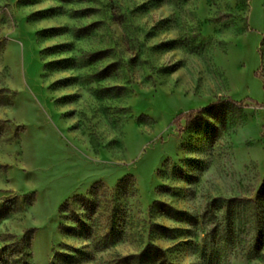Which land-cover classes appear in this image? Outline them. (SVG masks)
<instances>
[{"label": "rangeland", "instance_id": "374dc122", "mask_svg": "<svg viewBox=\"0 0 264 264\" xmlns=\"http://www.w3.org/2000/svg\"><path fill=\"white\" fill-rule=\"evenodd\" d=\"M0 264H264V0H0Z\"/></svg>", "mask_w": 264, "mask_h": 264}]
</instances>
